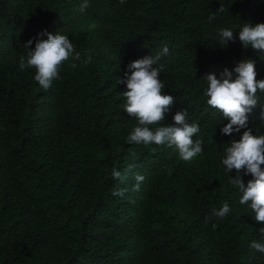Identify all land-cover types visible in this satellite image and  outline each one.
Instances as JSON below:
<instances>
[{
  "label": "trees",
  "instance_id": "16d2710c",
  "mask_svg": "<svg viewBox=\"0 0 264 264\" xmlns=\"http://www.w3.org/2000/svg\"><path fill=\"white\" fill-rule=\"evenodd\" d=\"M84 2L0 0V264H264L250 248L264 224L239 203L229 183L236 170L221 163L245 129L222 134L229 121L203 95L208 74L219 79L227 68L235 78L243 59L256 61L264 79V53L238 38L244 23H264V0H87L81 10ZM222 28L235 42L219 43ZM45 31L66 35L81 53L47 90L35 69L19 67ZM165 46L155 67L163 65L161 91L174 102L149 127L172 125L187 110L200 128L192 139L203 141L191 161L174 146L127 142L138 122L124 110L119 80L130 62ZM256 95L248 127L264 135V91ZM129 166L123 182L112 177ZM137 174L144 179L134 191ZM240 175L247 186L252 176ZM225 202L230 212L211 216Z\"/></svg>",
  "mask_w": 264,
  "mask_h": 264
},
{
  "label": "clouds",
  "instance_id": "9594fccd",
  "mask_svg": "<svg viewBox=\"0 0 264 264\" xmlns=\"http://www.w3.org/2000/svg\"><path fill=\"white\" fill-rule=\"evenodd\" d=\"M123 2V0H122ZM88 7L87 0L81 5V10ZM225 11L223 5L209 15V22L215 19L217 13ZM46 40H37L34 50H29L27 56L20 58L19 67L35 69L34 80L45 90L49 89L54 79L59 78V70L64 62L71 57L74 61L81 60V53L76 51L71 40L62 34L48 33L45 31ZM219 43L226 45L229 41L235 42L234 31L230 28H222L218 31ZM238 38L244 48L249 46L257 50V54L264 53V23L252 25L244 23L239 29ZM33 43L29 40L24 47L29 49ZM169 49L163 47L161 52L155 56L147 55L141 59L130 62L127 65L125 79L119 83H125L127 91L122 93L126 103L124 110L130 117L137 120V126L127 138L128 143L143 145L167 144L174 146L178 150V155L184 161H191L203 151L202 139L192 137L200 131L197 124H189L186 120L187 110L176 112L173 116L174 124L163 125L150 129L149 125H158L164 121L165 113L170 109L174 102L171 95L162 94L163 83L159 79L163 65L155 67L162 55H167ZM91 55L83 60L84 64L91 62ZM75 68V63L71 64ZM233 72L227 68L221 73L218 79L215 74H208L206 77L207 87L203 95L207 97V104L212 108L218 109L228 123L220 131L225 135L240 133L245 129L239 141L233 140L225 150V156L221 163L225 166L226 173L236 170V176L230 177L229 183L242 193L239 203L248 205L254 213V220L264 224V135H254L252 129L248 127V117L258 106L257 90L264 91V79L257 80L256 61L253 59H243L235 63ZM130 73V75H129ZM260 118L264 119V104L259 105ZM124 174L113 169V178L120 179L122 182L126 178ZM244 175L250 174L252 179L245 186L241 171ZM142 175H135L138 182L133 190H139V182H142ZM114 195H123V192H114ZM230 212L227 202L219 209H213L211 216L223 218ZM210 220L206 217L205 223ZM216 225H213L215 228ZM261 240L253 241L251 249H255L264 254V227L259 229Z\"/></svg>",
  "mask_w": 264,
  "mask_h": 264
}]
</instances>
